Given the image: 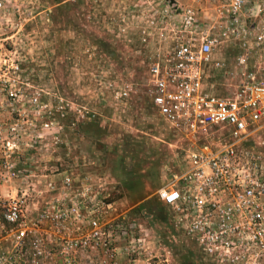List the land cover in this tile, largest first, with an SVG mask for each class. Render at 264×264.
<instances>
[{
	"label": "rangeland",
	"instance_id": "374dc122",
	"mask_svg": "<svg viewBox=\"0 0 264 264\" xmlns=\"http://www.w3.org/2000/svg\"><path fill=\"white\" fill-rule=\"evenodd\" d=\"M6 3L0 38L8 37L23 70L18 85H0V161H16L22 174L0 182L2 199L24 188L34 211L71 172L77 187L108 195L113 241L108 255L83 254L75 264H209L155 196L163 166L187 153L150 101L148 63L173 48L186 0ZM234 56L212 54V62H225L221 72L210 66L214 91L233 87ZM14 144L18 153L7 147ZM7 248L2 240L0 255Z\"/></svg>",
	"mask_w": 264,
	"mask_h": 264
},
{
	"label": "built area",
	"instance_id": "2783aa9c",
	"mask_svg": "<svg viewBox=\"0 0 264 264\" xmlns=\"http://www.w3.org/2000/svg\"><path fill=\"white\" fill-rule=\"evenodd\" d=\"M6 2L0 0V24ZM182 11L173 48L148 63L150 101L187 153L167 166L155 195L209 264H264V0H186ZM7 38H0V85L11 87L23 68ZM226 50L235 55L233 87L220 93L208 84L209 69L222 71L225 62H212V54ZM16 94L9 90L10 98ZM21 174L16 161H0V182ZM62 187L34 211L26 189L6 200L0 194V243L8 242L0 264H75L83 254L108 255V195L77 187L71 172Z\"/></svg>",
	"mask_w": 264,
	"mask_h": 264
},
{
	"label": "crops",
	"instance_id": "0c3cea01",
	"mask_svg": "<svg viewBox=\"0 0 264 264\" xmlns=\"http://www.w3.org/2000/svg\"><path fill=\"white\" fill-rule=\"evenodd\" d=\"M175 161V159H170L164 166H163V168H162V171L164 172V174H165V181H166V179L168 178V174H167V171H166V168H167V166H171V163L172 162H174ZM163 184V183H162ZM159 187V186H158ZM156 196V195H155ZM156 199L158 200V198L156 197ZM159 201V200H158Z\"/></svg>",
	"mask_w": 264,
	"mask_h": 264
}]
</instances>
